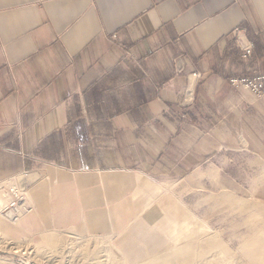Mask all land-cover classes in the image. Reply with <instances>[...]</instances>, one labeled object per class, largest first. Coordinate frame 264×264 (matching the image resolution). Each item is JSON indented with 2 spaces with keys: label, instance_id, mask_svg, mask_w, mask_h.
I'll list each match as a JSON object with an SVG mask.
<instances>
[{
  "label": "crops",
  "instance_id": "obj_1",
  "mask_svg": "<svg viewBox=\"0 0 264 264\" xmlns=\"http://www.w3.org/2000/svg\"><path fill=\"white\" fill-rule=\"evenodd\" d=\"M257 72L264 0H0V179L27 178L20 234H115L129 262L160 250L149 178L186 161L204 116L260 103L229 81Z\"/></svg>",
  "mask_w": 264,
  "mask_h": 264
},
{
  "label": "rangeland",
  "instance_id": "obj_2",
  "mask_svg": "<svg viewBox=\"0 0 264 264\" xmlns=\"http://www.w3.org/2000/svg\"><path fill=\"white\" fill-rule=\"evenodd\" d=\"M255 97L260 103L239 106L218 128L204 116L202 141L186 161L171 162L169 177L149 178L148 202L168 216L160 250L129 262L115 234L21 235L29 204L19 174L0 179V264H264V97ZM14 192L24 193L18 210Z\"/></svg>",
  "mask_w": 264,
  "mask_h": 264
},
{
  "label": "built area",
  "instance_id": "obj_3",
  "mask_svg": "<svg viewBox=\"0 0 264 264\" xmlns=\"http://www.w3.org/2000/svg\"><path fill=\"white\" fill-rule=\"evenodd\" d=\"M242 55L244 58H250L253 55V44L252 43H243L242 45ZM230 83L234 87H247L249 88L257 97H264V72H257L244 76H235L230 78ZM14 196L17 199L13 201V205L16 210H18L17 206L21 205V200L24 198V193L14 192ZM17 205V206H15ZM14 219H19L18 215H14Z\"/></svg>",
  "mask_w": 264,
  "mask_h": 264
},
{
  "label": "bare ground",
  "instance_id": "obj_4",
  "mask_svg": "<svg viewBox=\"0 0 264 264\" xmlns=\"http://www.w3.org/2000/svg\"><path fill=\"white\" fill-rule=\"evenodd\" d=\"M12 188V187H11ZM0 192H1V190H0ZM5 196V195H4ZM3 197L1 196V199H2ZM13 203V201L11 202V204Z\"/></svg>",
  "mask_w": 264,
  "mask_h": 264
}]
</instances>
